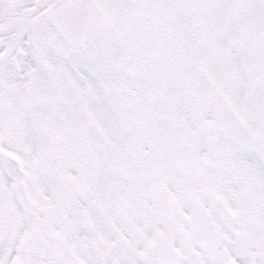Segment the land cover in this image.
<instances>
[{
    "label": "snow or ice",
    "instance_id": "obj_1",
    "mask_svg": "<svg viewBox=\"0 0 264 264\" xmlns=\"http://www.w3.org/2000/svg\"><path fill=\"white\" fill-rule=\"evenodd\" d=\"M0 264H264V0H0Z\"/></svg>",
    "mask_w": 264,
    "mask_h": 264
}]
</instances>
